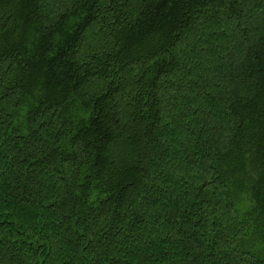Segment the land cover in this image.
<instances>
[{
	"label": "trees",
	"instance_id": "16d2710c",
	"mask_svg": "<svg viewBox=\"0 0 264 264\" xmlns=\"http://www.w3.org/2000/svg\"><path fill=\"white\" fill-rule=\"evenodd\" d=\"M0 264H264V0H0Z\"/></svg>",
	"mask_w": 264,
	"mask_h": 264
}]
</instances>
